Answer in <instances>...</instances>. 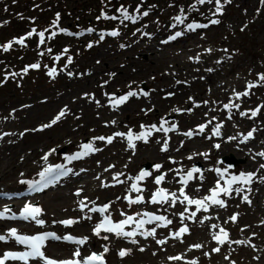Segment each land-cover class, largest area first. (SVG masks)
Listing matches in <instances>:
<instances>
[{
    "label": "rangeland",
    "instance_id": "obj_1",
    "mask_svg": "<svg viewBox=\"0 0 264 264\" xmlns=\"http://www.w3.org/2000/svg\"><path fill=\"white\" fill-rule=\"evenodd\" d=\"M31 2L32 16L36 20H41L42 15L36 6L37 0ZM157 4L156 12L149 16L147 22H142L140 27L143 29L131 30L129 33L124 31L119 38L107 37L103 41L98 40L96 33L91 37V47H88L86 41H74L70 46L73 53L66 55L56 65L54 60L45 59L51 55L49 43L42 46L43 50L40 47L17 49L14 38L25 31L24 27H28L29 19L25 18L21 23H16L10 18L12 25L9 28L5 26L0 28V44L2 45L4 39L11 41L8 50L0 48V134L6 133L4 138L0 139V190L19 191L39 176L45 165L37 169L31 168L23 164L26 157L31 159L28 161L30 163L34 155L42 157L48 154L53 161L59 162L64 158L63 154L72 150L81 151V145L90 141L94 147L102 149L103 154L106 152L110 154L124 146L121 142L120 146L119 143V137L122 139V136L112 135L111 132H124L128 128L151 132V135L147 136V142L141 139L144 142L137 145L148 148L156 142L155 149L161 150L167 142V148L171 147L172 151L164 157L139 158L135 165L130 161L128 164L129 167H135L133 170L127 169L125 161L119 159L120 157L118 162H115L114 158H102L103 161L100 162L96 154L90 153L76 163L77 168L89 166L95 170L97 168L95 166L99 165L100 172H96L98 182L87 183L83 189L84 193L76 194L78 189H81L80 179L74 182L68 180V183L62 182L38 196L3 199L5 202L0 201V207L13 208L16 203L21 205L24 202H35L36 206L42 209L40 215L44 221L42 225L50 228L57 227L58 220L65 221L70 218L79 222L82 221V216H85L83 220H87L86 226H76L80 225L77 222L74 223L73 229L84 236H95L91 234L94 229V212L89 211L88 207L81 212L79 200L86 198V203L90 205L92 202L108 204L107 214L114 217L128 211L137 212L139 204L129 203L125 197L129 198L134 194L131 190L132 178L144 170V164H148L146 171L152 175L137 182L139 187L140 184L144 186L139 193L166 187L176 194L178 182L175 173L182 174V171H189L193 166L197 167V164L200 165L203 179L200 178L201 173H193L190 184L201 190L199 195L209 196L210 189L216 187L219 178L217 172L212 170L215 168L222 171L227 169L224 178L226 179L231 176L230 173L236 171L251 172L248 168H252L254 162L258 163V169L264 174V168L260 167L264 164V157L256 155L264 152V80L260 79L261 75H264V2L220 0L222 11L219 13L216 12V0H205L203 4L197 0H158ZM21 6V3L15 4V7L20 9ZM182 14H186V18L190 19L192 24L208 26L195 29L186 26L181 36L171 42L166 41L165 36L178 28L176 17ZM211 20H218L219 23L212 24ZM34 64L39 67H30ZM26 65L29 66L27 71ZM114 65L121 67L111 76L108 70L114 69ZM54 66L56 68H53ZM51 68L55 69V73L50 75ZM129 91H135L136 95L129 97L124 104H135V109L131 112L115 109L118 110L117 114H112L113 110L107 106V96L114 94L115 97H120ZM245 92L248 95L237 96V93ZM61 101L70 104L68 115H63L51 127H42L51 124L63 110ZM225 105L233 106L226 108ZM147 110L149 113L145 115ZM64 111L67 109L64 108ZM253 111H256L255 116L252 115ZM153 112L157 114L154 115ZM114 117H120L124 122H127L128 118L129 122L121 129L105 128L106 130L102 132L95 129L98 125L112 121ZM164 117L168 121L164 129H169L172 125L177 127L171 131H164L167 138L160 135L161 139H158L159 136L152 125L159 128L162 122L165 124ZM198 124L205 125L203 131H200ZM217 125H220L221 133L218 137L222 136L221 139L214 135ZM187 130L194 135L187 137ZM248 132H252V137L245 141L248 142L247 150L251 151L252 164L247 166L246 157L233 148ZM230 135L236 137L232 146L223 152L214 147L217 144L221 146V141L228 139ZM100 136H111L112 142L94 139ZM185 137L189 141L185 142ZM38 141L47 142V145L33 151V147L36 146L33 142ZM133 143L135 147L129 149L135 153L137 145L134 141ZM189 148L194 151H188ZM52 149L56 151L52 152ZM210 149H215V152L210 159H206L204 153ZM191 151L197 155L201 153L203 156L179 162L182 160L180 155L185 156ZM230 153L239 159L233 167L219 161L221 156ZM128 157L130 158L129 155ZM162 158L173 162L168 167L155 169L154 165H160ZM257 158L259 162L255 160ZM8 162L17 163L18 168L16 170L10 168L7 166ZM208 166L211 167L210 174L205 171ZM166 169L172 172L175 183L167 185L161 181L160 184H156V176L164 174ZM117 174H122L118 176L122 183H117V179H114ZM243 185L253 188V179L251 184ZM100 188L111 193V198L104 196ZM244 191L243 189L237 193L236 198L249 206L253 203L254 197L253 194H246ZM245 195L251 203L244 201ZM68 196L72 197L70 202ZM223 196L226 195L221 193L219 198L226 201ZM230 198L234 196L231 195ZM13 199L17 200L13 202ZM259 199L264 204V193L260 194ZM171 203V201L165 203V208L169 209ZM71 207L74 211H69ZM238 207L234 204L223 209L229 224V228H225L229 236L226 244L218 246L209 241V230L206 227H199L206 212L202 215L194 206L192 208L197 212L193 217L195 221L191 223L192 227H189L186 234L169 243L172 251L166 252L164 244L157 247L154 243L168 236L167 233L178 231V225L176 228L166 230L155 228V235L147 238L139 235L135 240L138 243L126 245L127 249L132 245L134 255L130 254L128 259L136 264L138 263L136 256L139 258L143 255L146 258L144 264H165L167 257H175L180 253V256L185 254L186 260H189L187 261L189 263L185 264H192L193 261L195 264H217L221 263V260H227V264H261L257 261V255L264 260V249L260 250L257 243L264 236V212L251 210L253 212L249 216L252 217L245 218L243 210L241 208L239 210ZM175 213L180 219L181 213L184 212L178 208L175 209ZM210 215L214 217L213 214ZM233 215L236 216L235 221L230 219ZM7 227L18 225L7 224ZM153 227H156V224ZM39 228L43 227L34 229ZM76 228L83 230L79 231ZM143 228L146 229L148 226ZM143 230L140 229V233L144 232ZM205 236L206 242L202 245L201 238ZM149 238L150 243L159 248L158 253L153 254L148 250L146 245ZM4 242L0 243V249L5 248ZM103 244L106 243L102 236L101 245ZM196 244L201 247H193ZM141 248L144 250L140 251ZM216 248L220 249L218 254L211 257L212 250ZM5 264L20 263L7 261Z\"/></svg>",
    "mask_w": 264,
    "mask_h": 264
},
{
    "label": "snow or ice",
    "instance_id": "obj_2",
    "mask_svg": "<svg viewBox=\"0 0 264 264\" xmlns=\"http://www.w3.org/2000/svg\"><path fill=\"white\" fill-rule=\"evenodd\" d=\"M198 3L203 4L205 3V0H197ZM262 2H264V0H262ZM216 4H217V8H216V12L219 13L222 11L221 7H220V0H216ZM118 11H121L123 14V17L125 20L127 19H135V17H129L127 10L126 9H118ZM145 16L148 14L147 12L143 13ZM101 15L103 16L104 13L102 12ZM99 19V17H98ZM176 20L180 23H183V20L181 19L180 16L176 17ZM210 23L212 24H217L219 23L218 20H211ZM208 25H200V24H189L187 25V27L189 29H195V28H200V27H207ZM33 32H35V29H33L32 32H29L27 35L31 36L33 34ZM116 32H113L112 35H116ZM38 35L41 37V43L44 42V33L40 32L38 33ZM53 35H55V33H53ZM182 33L181 32H176L174 36H170L169 39H175L178 36H181ZM19 43H23L24 42V38H19ZM11 47V43H9L8 45L5 46V50ZM89 47H91V45H89ZM57 59H59V57H57ZM69 62L70 59H69ZM30 67L36 68L39 67V65H31ZM25 71H27V68L25 69ZM55 73V69H52L50 71V75ZM114 75V74H113ZM261 80H264V75H261L260 77ZM107 83V82H105ZM255 85H249V87H254ZM147 93H145L146 95ZM136 95L135 91H129L128 93H126L123 96H120L119 98H115V99H111L110 102L112 103L113 107H116L120 104L125 103L129 97ZM240 95H248L247 92L245 93H237V96ZM233 106V105H225L226 108ZM235 107H239L238 105H235ZM64 115V111L62 110L56 117L55 119H53L51 121V124H47V125H43L42 127L46 128V127H51L52 124H55L62 116ZM241 115H243V113H241ZM252 115L255 116L256 115V111L252 112ZM214 119V118H213ZM114 123V122H113ZM143 127V126H142ZM175 127V126H173ZM152 128L155 129L156 131H160V130H164L165 132L167 131H171L172 129H163V122L161 124L160 128H156L155 125H152ZM200 131H203L205 128V125H200L199 126ZM220 125H217L215 130H214V135L219 136L220 135ZM22 135V134H21ZM115 135L118 136H127L128 139V143H129V147L134 148L135 144L133 143L134 140H145V142H147V136L151 135V132L149 131L147 133V135L141 133L139 135H134L131 131V129H129L128 133H116ZM186 135H191V133H186ZM250 137H252V132H248V134L244 137V140H248ZM236 137H229V140H233ZM94 139H98V140H106L108 143L112 142L113 137L109 136V137H95ZM214 147L216 148H220V145H214ZM100 149L94 147L93 142H88L85 144L81 145V151L76 152L72 155H69L66 157V161L68 163H71V161L73 160H79L82 159L86 156H88L90 153L99 151ZM162 151L167 150V142L164 143V147L161 149ZM55 149H52V152H55ZM205 156L207 154H204ZM256 155L264 157V152H260L257 153ZM48 158V154H46L44 157H42V159L44 161H47ZM189 159H192V157L190 156ZM161 165H154L155 169H160ZM231 167V166H229ZM261 168H264V164L260 165ZM213 171L217 172L219 179L216 181V187L213 189H210L211 195L205 197L202 200H194V199H189L187 196H185V200H187L188 204H195L197 205V210H199L200 208H204L205 210H207V206L205 205V200L210 201L212 204L215 205H219L220 207H224L225 206V201L220 199L219 196L221 193H223L224 195H229L232 191H235L237 193L241 192L242 188L241 187H236L233 188V185L236 184H251L252 183V179L255 176V173L253 172H240L239 175H232L230 176L229 179H227L225 181V186H221L220 184V180H223L225 178V172H227V169H224L223 171L220 168H215L212 169ZM72 171V169L67 168L65 164H57V165H50L46 168H44L43 171H41V173L39 174L41 177L40 181H36V182H32L30 184V187L34 190V191H40L43 187H47L49 184L54 183L55 181L59 180L61 177L68 175V173H70ZM193 173H201L200 178L203 179V175H202V170L199 167L193 166L192 169H190L189 171H187V173L181 177L180 182L183 183L184 185L188 184V181L191 180L193 178ZM179 174V173H178ZM122 175V174H117V177H114V179H117V183H122V181L118 180V176ZM152 175L151 172L146 171V170H141V172L133 179V183L131 185V190L132 191H136V192H140L142 191V189L139 187L138 183L139 181H143L146 177ZM165 179V176L163 174L156 176L155 178V183L156 184H160L161 181H163ZM262 179H264V177H262ZM23 183V181H22ZM79 191L77 192V195H79ZM181 194L183 195V189H181ZM171 196L173 197L172 203H175V193H171ZM168 198V194L166 192L165 189H159L156 193L153 194L152 196V201L153 203L156 202H163L165 200H167ZM86 199V198H85ZM125 199H128V197H125ZM244 201L251 203V201L248 200V196L245 195L243 197ZM143 201V197H137L136 200H130V203H139ZM94 204V202H92ZM87 207V204L84 203V201L80 202V208L83 211L84 208ZM109 208L108 204L103 205L102 207H93L91 209H89V211H93V212H100V213H104L107 212ZM5 211H7V209H5ZM42 209L34 206L32 204H25L24 208L22 209L20 216L23 219H29L31 218L32 220H35V222L39 225H42L44 223L43 220L41 219H37V217L41 214ZM187 211V209L185 210ZM144 215H146L148 217L147 220H138L136 221V227L137 229H141L143 228L145 223H151L152 221H164V224H171L172 221L171 220H167L165 217L162 216H156L153 215L151 213H145ZM193 216H195V213H192ZM181 216L183 217V213H181ZM4 217V212H0V218ZM88 219H91V217H88ZM231 220L235 221L236 220V216L233 215L232 217H230ZM78 221L76 220H66V221H61L60 223H63L65 225H71L74 223H77ZM133 222V217L132 216H128L125 220L121 221L120 223H116L113 224L111 219H110V214L109 216H105L104 220L97 224L96 227L93 229V232L95 235H99L101 230L103 229L104 231H108V232H115L117 235H123L126 237H134L137 233L136 231H130V232H124L123 231V227L125 224H130ZM213 227H217L216 225H213ZM188 229L187 227L182 228L179 232H176L174 235L175 236H180L182 233L187 232ZM220 233L222 235H214V239L217 240L219 243L223 244L227 238H228V233L225 229L221 228L220 229ZM141 235L144 236H152L155 235V228L151 229L150 231H146V232H142ZM9 236L14 237L15 240L18 243L24 244L28 247V251L25 252H5L3 254V256H0V264H5L6 260L12 259V260H20V261H25L27 262L29 260V258H41L44 259L46 264H105V260H104V255L105 253H107L109 251L107 246H104L103 252L100 253H96V252H92L90 255L83 257L82 260H76V259H72V260H65V261H55L52 259H48L45 256L44 251H42V247L44 246V243L47 239L52 238V239H61V237L56 236L55 233H43V234H39V235H34V236H19L17 235V231L16 229H10L9 230ZM6 239L5 236L0 235V241H4ZM62 239L64 240H69V241H74L75 243H78L80 245L85 244V242L87 241L88 237H83L80 239H77L75 237H72L70 235L68 236H64L62 237ZM105 239H107V237H105ZM132 243H136L135 240L132 241ZM158 243H164V241H158ZM237 243H241L240 241H237ZM193 247L199 248L201 247V245L196 244ZM144 249L141 248L140 251H143ZM219 248L213 249V251H219ZM131 251V249H121L118 253V255L120 257H124L126 256L129 252ZM73 255L75 257H80L81 256V252L79 249H77ZM170 259H175V260H179L181 259L180 256H176V257H170ZM192 264H195V261L192 262Z\"/></svg>",
    "mask_w": 264,
    "mask_h": 264
},
{
    "label": "bare ground",
    "instance_id": "obj_3",
    "mask_svg": "<svg viewBox=\"0 0 264 264\" xmlns=\"http://www.w3.org/2000/svg\"><path fill=\"white\" fill-rule=\"evenodd\" d=\"M113 67H114V69L108 70V74H111V76L117 72V70L121 67V65H114ZM105 73H106V71H105ZM111 98H113V97H110V99ZM60 104L63 105L65 109H67V111H64V108H63L64 115H68L69 110H70V104L69 103H65L63 101H61ZM87 105L90 106L89 104H87ZM134 107H135V104H130V105L123 104L119 108H115L113 106H111L109 108L113 110L112 114H117L118 110H115V109L126 110L128 112H131V111H133L135 109ZM146 112L147 113L145 115H147L149 113L148 110ZM152 114L156 115L157 112H153ZM126 120H128L127 122H129L128 118ZM127 122H124L122 119H120V117H114V119L112 121H108L107 123H103L101 125H98V127H96L95 129H98V131H101V132L103 130H106V129H115V128L121 129L122 126H124ZM246 122L248 123V121H246ZM262 131H263V129H262ZM111 133L114 134L113 132H111ZM132 133L134 135H139L141 133L146 135L147 131L146 130H140V132H139V131L133 130ZM225 133H226V131H225ZM157 134L159 135V133H157ZM162 136L164 137V135H162ZM229 137H231V135ZM158 139H161V138L159 137ZM134 141H135L136 145L139 144V143H143L144 142L142 140H134ZM187 141H189V140L185 137V142H187ZM50 142H53V141H50ZM120 142L122 144H124V146H121ZM33 143H36L35 144L36 146L33 147V151H36L38 148H42L43 146L47 145V142L45 143V142H39L38 141V142H33ZM103 143H104V141H103ZM119 143H120L121 147L118 150H115V151H113L110 154H108V152L103 154L102 153V149H100L99 151L94 152L93 154H96V156L98 157L100 162L103 161L102 158H111V159L114 158L115 162H118L119 159L122 158L123 161H125V163H126L127 169L133 170L135 167L134 168H132L131 166L129 167L128 163H130V161H131V163H133V165H135V163L138 162L137 159H139V158L140 159L141 158H150V157L154 158L155 156L164 157L168 153L172 152L171 151V147H168L167 150H165V151L156 150L155 149L156 142H155V144L153 146L148 147V148H143L142 146L137 145L136 151H135V153H133L129 149V146H128L129 143L127 144V142L122 140L120 137H119ZM234 143H235V139H233V140L224 139L222 141V143H221L222 145L218 149H221L222 150L221 152H223L224 150H226L230 146H232ZM236 144L237 145H234L235 147L233 149H235L237 153L243 154L246 157L247 160H246L245 163L247 164V166L252 164V163H250L251 151L247 150L248 142H246V141L244 143L236 142ZM130 148H132V147H130ZM193 148H194V146H193ZM187 150L189 151V150H193V149L189 148ZM214 152H215V149H210L209 151H206V153H204V154H207L206 155V159H210V157L213 155ZM253 153L254 152H252V154ZM128 155L130 156V158L128 157ZM190 156L192 157V159H194V158L201 157L203 155L201 153H199L197 155V154L192 153V151H191L190 154L187 153L185 156L180 155L182 160H180L179 162L186 161V160H189V161L192 160V159H189ZM42 157H44V156H42ZM42 157H38V156L34 155V158L32 159V161L30 163H28V161H30L31 159L30 158L28 159V157H26L23 160V164L24 165H28L31 168H36V169L40 168L43 164L46 163V161H44L42 159ZM118 157H120V158L118 159ZM128 158L130 159L129 162H128ZM163 159L164 158L161 159L162 160V162L160 164L161 167L162 166L163 167H168L173 162L172 160L170 161V159H164V160ZM255 160H258V162H259V158L255 159ZM257 164H254V162H253L252 168H248L251 172L255 173V176L253 177V179H254L253 188H248V187L244 188L246 193L253 194V197H254L253 203L251 205H249V206H246V204H244L241 199H239V198H235V199L234 198H229L227 196V201L225 203V206L224 207H220L219 205L212 204L210 201L207 200V201H205V205L207 206V210L204 209V211H207L208 213L204 214L205 215V219H204V215H203V220H202L203 222H202V224L199 227H202V228L209 227V229H210V228L213 227V225H216V224L229 226V224L227 222V219H225L226 215L224 214L223 209L226 208V207L234 206V204L239 206L238 207L239 210H240V208L243 210V212H244L243 215H245V218L252 217V216H249V214L250 213L252 214V212H253L251 210L264 212V204H262L260 199H259L260 194L264 193V179H262V177H264V174L258 169ZM7 166H10V168H12L14 170H16L18 168V164L14 163V162H10V163L8 162ZM95 167H97L95 169L96 171L93 170L89 166L87 168H85V167L82 168L80 171L76 170L75 167H72V171L69 173L68 178L65 179L63 182L67 181V183H68V180L70 182H74V181H78L80 179L79 186H81V189H79V190H82V192L84 193L83 189L85 188L87 183L98 182L97 181L98 179L96 177V172H100V170H99L100 166L96 165ZM207 171L209 173H212V171L210 170V166H208ZM106 173L107 172H105V174ZM163 175L165 176V179L163 180L164 184L172 185V184L175 183V178L173 177V174H172V172L170 170L166 169L164 171ZM204 178H205V176H204ZM188 186H187L188 187L187 189H190L196 196H198L199 195L198 193L201 192V190L193 188V184H189ZM112 188H114V187H112ZM100 190L102 191V193L104 192L102 190V188H100ZM82 192H81V194H82ZM110 194L111 193H109V192L107 193V191L104 192V196H106L108 198H111ZM82 196H84V195H82ZM71 199H72V197L68 196V201L69 202L71 201ZM0 201L3 203V199H0ZM254 202H256V203H254ZM69 211H74V209L71 207L69 209ZM210 213L213 214L214 218L210 215ZM28 220H30V219H28ZM86 222H87V220L79 221L78 223H80V225H76V226H81V225L83 226V225H85ZM3 223L8 224V225H18V229H19V228L22 227L21 224H23L24 222L22 221V223H20L19 221L16 220V221H7V222L4 221ZM201 240H202L201 244L204 245V242H206V236H205V238L202 237ZM108 242H109L108 245L110 247L112 244L110 243V241H108ZM88 244H89V242H87V245ZM257 246L259 247L260 250L264 249V236H262L260 238V240L257 243ZM50 247L53 250H58L59 247H65V245L64 244H51ZM81 248H83V246H81ZM147 248L153 254L158 253V251L150 243H148ZM130 249H131V251L124 258V262L126 264H134L132 261H129V259H128L130 254L132 256H134L133 253H132V248H130ZM110 253L113 254V250H110ZM159 256L163 257L162 254H159ZM183 256H186V255L184 254ZM257 257H258L257 261L260 262L261 264H263L262 263L263 259H261L260 255H257ZM136 258H137L136 260H138V263H136V264H144L146 262V258L143 255L139 256V258L136 256ZM165 264H172V262L166 260Z\"/></svg>",
    "mask_w": 264,
    "mask_h": 264
},
{
    "label": "trees",
    "instance_id": "obj_4",
    "mask_svg": "<svg viewBox=\"0 0 264 264\" xmlns=\"http://www.w3.org/2000/svg\"><path fill=\"white\" fill-rule=\"evenodd\" d=\"M54 1H56V0H54ZM72 1V3H77V0H71ZM85 1H87V0H85ZM114 2H116L115 0H113ZM57 5H59L60 3H56Z\"/></svg>",
    "mask_w": 264,
    "mask_h": 264
}]
</instances>
